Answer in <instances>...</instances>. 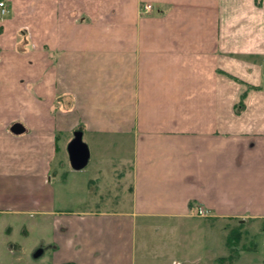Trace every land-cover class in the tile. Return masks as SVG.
Returning a JSON list of instances; mask_svg holds the SVG:
<instances>
[{
  "label": "crops",
  "instance_id": "1",
  "mask_svg": "<svg viewBox=\"0 0 264 264\" xmlns=\"http://www.w3.org/2000/svg\"><path fill=\"white\" fill-rule=\"evenodd\" d=\"M0 1V256L262 264L205 228L264 225V0Z\"/></svg>",
  "mask_w": 264,
  "mask_h": 264
},
{
  "label": "rangeland",
  "instance_id": "2",
  "mask_svg": "<svg viewBox=\"0 0 264 264\" xmlns=\"http://www.w3.org/2000/svg\"><path fill=\"white\" fill-rule=\"evenodd\" d=\"M111 194H113V193H111ZM102 195L104 196L105 194L102 193ZM224 223L225 222H217L215 227L209 226V227L205 228L207 233H209V234L211 233V238H207V241H206V244L209 245V247H213V248H209V249H211L212 251H215L216 256L217 255H224L226 253L225 255L230 257L231 255L235 254V252H237V250L239 251V249L241 248V245H243V244H245V246H248V247L253 246V248H255V250H256V252H255L256 254H254V259H258V260H254V261L263 262L262 264H264V250H263L264 249V244H263L264 243L263 242L264 241V225L255 224L254 226H252V231H250L249 229H246V230H248V233H245V235H242L240 241H236L235 244L233 246H231L229 240L227 241V245L225 244L226 232L223 229L225 225L229 226L230 224L225 223V225H224ZM234 224L235 225L237 224V226H238V222H234V223L232 222L231 225L229 226L230 230H231V228H233L232 226H234ZM243 231H245V230L242 229L240 231L241 234H243ZM49 232H50V230L48 228H46L45 233L47 235H49ZM220 232H222V234ZM140 233H141V231L139 230L138 241L140 239ZM199 235H200V233H199ZM23 236L24 237H21L18 240V243L22 246V250L24 253H32V251L35 249V246L37 245V243L40 239L39 232L38 231L29 232V234L27 236H26V234H23ZM212 242H214L215 244L210 246V244ZM177 253L178 252L173 253V258L175 260H179L180 264H187L188 258H186L185 256L183 257L182 253L181 254H177ZM174 254H177V256H174ZM236 254H235V256H236ZM168 255H170V254H168ZM173 258H170L168 261L171 262ZM40 260L41 259H39V260L32 259V254H31V256H29V258H28V263L29 264H42L41 263L42 261H40ZM148 260H149V264H156L159 262H165V263L168 262V261L166 262L167 257L164 258V254L163 255L156 254L155 256L150 255ZM203 261H205V259ZM242 262L243 261L241 259V262L239 261L237 264H244ZM26 263H27L26 261L16 262L15 257L0 256V264H26ZM204 263H201V264H204Z\"/></svg>",
  "mask_w": 264,
  "mask_h": 264
},
{
  "label": "water",
  "instance_id": "3",
  "mask_svg": "<svg viewBox=\"0 0 264 264\" xmlns=\"http://www.w3.org/2000/svg\"><path fill=\"white\" fill-rule=\"evenodd\" d=\"M11 130L15 134H21L25 131L21 125H15ZM68 152L73 169L81 170L87 166L90 154L87 145L82 140L81 132H76L74 134V138L68 146ZM42 253V250L36 251L33 255V258L38 259Z\"/></svg>",
  "mask_w": 264,
  "mask_h": 264
},
{
  "label": "built area",
  "instance_id": "4",
  "mask_svg": "<svg viewBox=\"0 0 264 264\" xmlns=\"http://www.w3.org/2000/svg\"><path fill=\"white\" fill-rule=\"evenodd\" d=\"M151 9H152V6L148 5V4L144 7L145 12H149ZM8 12L9 11H8V8H7V4L4 1H0V15L1 16H6L8 14ZM198 214L201 215V216H206L207 215L206 212H204L203 210H200L198 212Z\"/></svg>",
  "mask_w": 264,
  "mask_h": 264
},
{
  "label": "trees",
  "instance_id": "5",
  "mask_svg": "<svg viewBox=\"0 0 264 264\" xmlns=\"http://www.w3.org/2000/svg\"><path fill=\"white\" fill-rule=\"evenodd\" d=\"M238 234H240V233H238ZM236 235H237V234H236ZM238 236H239V235H238ZM233 237H234V235H233L231 238L228 239L229 242H230V244H231V246H233V245L235 244L236 239H237V238H235V237H236V236H235V237H234L235 239L233 240ZM233 255H234V256H233ZM233 255H231L230 257H231V258H232V257H236L235 254H233ZM236 255H237V254H236ZM228 259H230V258H228ZM220 261L224 263V262H226L227 260H226V258H221Z\"/></svg>",
  "mask_w": 264,
  "mask_h": 264
}]
</instances>
